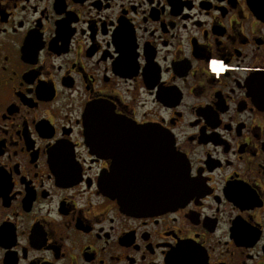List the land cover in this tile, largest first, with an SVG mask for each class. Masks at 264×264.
I'll return each mask as SVG.
<instances>
[{"label": "flooded vegetation", "instance_id": "1", "mask_svg": "<svg viewBox=\"0 0 264 264\" xmlns=\"http://www.w3.org/2000/svg\"><path fill=\"white\" fill-rule=\"evenodd\" d=\"M0 264H264V0H0Z\"/></svg>", "mask_w": 264, "mask_h": 264}, {"label": "water", "instance_id": "2", "mask_svg": "<svg viewBox=\"0 0 264 264\" xmlns=\"http://www.w3.org/2000/svg\"><path fill=\"white\" fill-rule=\"evenodd\" d=\"M98 105H93L90 107V112L86 118V135L88 142L94 153L99 152V118ZM178 157L175 155L172 148V139L170 140V150H169V161L174 162ZM143 175V174H142ZM141 175V176H142ZM182 177L187 178V171L182 172ZM142 182H146V177L143 178ZM177 180L173 178L171 174L170 177V188L162 190H152L149 188H137L135 191H129L126 193L125 190H115L109 189L106 191L109 195H115L120 202L122 209L129 213L140 214L145 210L149 209H165L170 205H174L180 201L183 195L186 194V188H181L176 185ZM180 183L184 184V181L180 180Z\"/></svg>", "mask_w": 264, "mask_h": 264}]
</instances>
